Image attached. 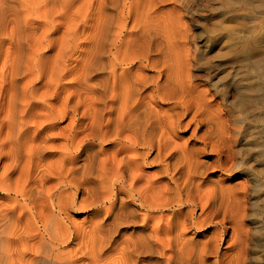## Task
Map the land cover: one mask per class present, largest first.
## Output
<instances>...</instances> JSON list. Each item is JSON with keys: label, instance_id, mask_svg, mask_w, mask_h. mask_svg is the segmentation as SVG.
<instances>
[{"label": "bare ground", "instance_id": "1", "mask_svg": "<svg viewBox=\"0 0 264 264\" xmlns=\"http://www.w3.org/2000/svg\"><path fill=\"white\" fill-rule=\"evenodd\" d=\"M203 2L0 0V264H264V90L197 83Z\"/></svg>", "mask_w": 264, "mask_h": 264}, {"label": "rangeland", "instance_id": "2", "mask_svg": "<svg viewBox=\"0 0 264 264\" xmlns=\"http://www.w3.org/2000/svg\"><path fill=\"white\" fill-rule=\"evenodd\" d=\"M227 2L228 3L230 2V4L228 5ZM244 2H246V0H204L203 4L205 3V6L203 5V7H205L204 9H206V11H204L205 14L202 13V16L198 17L194 23L190 22L189 18L186 17V15L185 18L182 19V21H184L183 25H185V29L190 30L191 33L197 35L198 40H201L202 44L207 45L209 47L207 48V52L205 54L209 56L208 60L210 59L211 61L210 62L208 61L209 65H205L203 66V68H209V67L211 68L213 66L214 68L212 69L213 72L218 73L219 76L215 79L213 78L212 81H209L206 78L207 77L206 72L198 71V73L195 72V74L198 76H202L203 74H205L203 75V77H201V80H199L197 83L201 86L202 89L204 87L203 86L204 84L206 85L205 86L206 88L209 87L207 88L208 90L206 88L205 89L208 91L210 97L213 96L212 100H215L214 104L217 106V108H219L222 111V113H225L227 109L232 108L233 102H236L235 103L236 106L240 107L239 101L241 95L238 96L239 94H242L243 96V94L245 95L246 93L247 96L250 95L249 97L250 98L252 97V99L250 100L255 101L258 98V96L262 97V95L260 96L259 93L261 92L262 94L263 93L262 91L264 90V84H263L264 83V79H263L264 78L263 77L264 76L263 75L264 74V69H263L264 68V64H263L264 63V0H247L246 3ZM171 7L172 6L169 7L170 10L173 8ZM39 22L44 23L45 18H41ZM61 35L62 33H60L59 36L58 35H52V36L58 38ZM247 41L250 43H248ZM246 43H248L247 48L248 49L250 48V51L247 50ZM48 44H49L48 42H44V43L40 41L33 42L32 43L33 54L35 55L36 52H39L40 54L46 53L47 56L51 57L52 55L55 54V52L54 51L50 52L51 48H47ZM247 51L250 54V56H247V58L248 57L252 58L251 56H253L254 57L253 60L249 59L248 61V59L245 56L246 55L245 53L249 55ZM251 52L253 55L251 54ZM75 58L76 57H74V59ZM245 58H246V63H248V65L244 63L245 60L243 59ZM254 59L257 63L254 61ZM258 63H260L261 66L257 67V65H260ZM73 64L75 63L70 61L68 68H74L75 65ZM216 68H218V70ZM260 68H261V72H260ZM258 72H260L262 75ZM236 74L239 75L240 78ZM240 74L243 76H240ZM221 77L226 79H222ZM234 78H236L237 80L234 81ZM238 81L239 82L242 81L240 82L242 84H240ZM224 82L226 85H224ZM234 82L237 84L239 83L242 86L240 87L239 85V87H235L237 84H235ZM218 86L220 87L225 86L226 88L228 87L227 90L231 93V95H229V97L226 99H223V97H221V95L219 94H216L217 95L216 97L215 88H217ZM246 87L249 88L246 89ZM237 89H240V93ZM235 90H237L238 92ZM251 90L253 91V93L251 92ZM248 91H250L251 93ZM232 96L240 97V98H236L237 101H235L236 99ZM258 99L260 100V98ZM206 160H209V158H207ZM243 179L240 177L236 180L230 181V186L237 187L240 184V182L243 181ZM257 211L259 212L257 213ZM253 214H258L257 215L258 217L255 216L252 219V222H249L248 226L249 228H252L254 231H256L254 228L255 225L253 223L255 222L256 218H259L261 215H264V212H262V210H255L253 211ZM85 217H86L85 214L82 213L76 216L75 220L79 223H82L85 220ZM231 232L232 231L230 230L226 240L229 239ZM261 253L262 252H260V250L257 251V248H254V255H253L254 257H260L262 255Z\"/></svg>", "mask_w": 264, "mask_h": 264}]
</instances>
